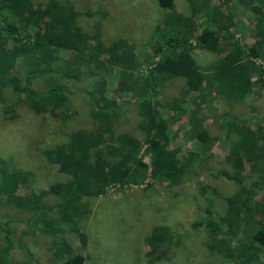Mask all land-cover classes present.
Listing matches in <instances>:
<instances>
[{
  "label": "trees",
  "instance_id": "obj_1",
  "mask_svg": "<svg viewBox=\"0 0 264 264\" xmlns=\"http://www.w3.org/2000/svg\"><path fill=\"white\" fill-rule=\"evenodd\" d=\"M157 1L166 10L153 32L152 53L157 60L143 75L136 76L138 60L126 40L104 43L100 22L91 35H86L79 25L80 13L70 0H0V89L22 97L35 115L58 122L63 143L45 150L44 155L50 164L63 166L68 175L66 182L45 191L18 196V188L28 186L30 174L0 162V204L3 200L19 203L29 213L25 222L33 232L53 237L64 231L59 223L76 226L89 213L82 200L105 195L112 187L137 186L147 178L170 188L179 187L195 174L200 160L211 157L212 140L203 127V116H199L200 105L222 99L231 108L252 94L264 97L263 70L252 61L264 55V0H236L253 16V43L249 46L235 38L230 13L215 4L197 25L193 20L196 11L185 16L175 11L174 0ZM195 48L214 54L216 60L209 67H200L193 57ZM103 67L119 70L110 98L105 81L99 77ZM96 76L98 80L82 89L92 127L69 130L74 113L63 83L80 86L83 79ZM174 80L182 86L169 102L163 91L166 83ZM123 94L134 97V129L142 140L132 131L117 127L125 117L117 100ZM181 101L190 105L187 121L192 138L199 143L197 149L185 152L169 147L168 123L158 110L160 106L180 110ZM223 117L229 118L230 147L224 157L229 169L218 174L232 183L234 191L223 198L222 214L209 202L203 220L196 225L204 227L209 238L206 249L218 258L205 264H261L264 131H251L249 118L240 121L228 112ZM144 146L148 164L140 156ZM71 231L85 246L84 233L75 227ZM0 234V264H6L16 249L27 264L32 263L28 249L14 240L10 219L0 221ZM173 243L174 236L165 227L153 228L145 239L147 264L165 262ZM52 253L60 264L85 262L84 256L65 241L55 243Z\"/></svg>",
  "mask_w": 264,
  "mask_h": 264
},
{
  "label": "rangeland",
  "instance_id": "obj_2",
  "mask_svg": "<svg viewBox=\"0 0 264 264\" xmlns=\"http://www.w3.org/2000/svg\"><path fill=\"white\" fill-rule=\"evenodd\" d=\"M70 2L80 13L79 25L86 35H91L95 30L94 25L100 22L101 39L104 43L120 38L126 40L138 60L134 73L136 76L143 75L157 60L152 53L153 32L166 14V10L159 6L157 0ZM214 4L230 13L233 34L240 44L249 46L253 43V16L242 9L236 0H174L176 12L191 16L196 11L193 20L197 25L201 24L205 11ZM89 42L93 44L92 39ZM193 52L194 59L202 68L209 67L216 60L212 53L197 48ZM60 56L63 57L64 54L61 53ZM252 61L263 70L264 80V55ZM118 71L115 67L101 69L99 77L106 83L108 98L116 88ZM20 73H23L22 69ZM256 79L257 75H254L253 81ZM96 80L98 76L89 81L83 79L80 86L70 82L63 83L64 94L74 113L69 130L91 129L89 108L85 105L82 89ZM181 86L177 80L168 82L163 95L170 102L171 97L179 94ZM117 100L120 110L125 114L117 125L119 131H132L142 140L141 134L134 129L137 122L134 97L123 94ZM181 103L180 110L161 106L158 110L168 123L169 147L180 148L181 152H185L197 149L199 143L192 138L187 121L191 112L190 105H186L184 101ZM228 108L222 99L210 100L200 105L199 116H203V127L212 140L209 147L211 157L200 160L195 167V174L185 179L179 187L170 188L149 178L137 186L112 187L105 195L83 199L89 208L88 215L79 219L76 226L59 223L64 231L53 237L30 230V225L25 222L29 213L19 203H4L3 200L0 204V221L11 220L14 240L28 249L32 262L30 264H60L53 260L52 255V247L59 241H65L82 254L85 258L84 264H147L145 239L155 227H165L174 236V243L166 254L167 259L160 264L216 262L218 258L212 257L206 249L209 242L206 230L202 225H196L203 220L209 202H212L214 211L222 214L223 198L234 191L232 183L219 175L221 170L229 169L224 162L230 147L226 126L229 118L226 119L223 115L228 112L229 116L240 117V121L249 118L247 121L251 131H264L262 95L252 94L244 98L240 105L233 104ZM61 143L63 140L55 119L46 115H35L27 108L22 97L14 95L9 89H0V162L30 174L28 186L19 187L18 196L27 195L31 191H45L52 185L68 180L66 169L50 164L44 155L45 150ZM140 156L145 163H149L146 146L142 148ZM74 227L84 233L85 246L81 245L76 233L71 231ZM1 247L0 234V250ZM6 264H27V261L23 253L16 249L11 251ZM261 264H264V250L261 252Z\"/></svg>",
  "mask_w": 264,
  "mask_h": 264
}]
</instances>
